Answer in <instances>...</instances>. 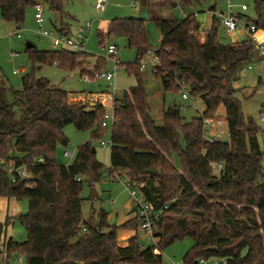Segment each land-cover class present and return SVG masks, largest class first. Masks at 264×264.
<instances>
[{
	"label": "trees",
	"instance_id": "1",
	"mask_svg": "<svg viewBox=\"0 0 264 264\" xmlns=\"http://www.w3.org/2000/svg\"><path fill=\"white\" fill-rule=\"evenodd\" d=\"M66 1L0 0V18L20 29L27 8L41 4L61 19ZM192 1L200 0H178V6L188 8ZM263 7L264 0L254 3L256 29H264ZM152 21L161 37L152 74L160 80L163 94L186 89L204 105L201 116L188 122L176 107L173 113L171 109L163 113L161 125L145 122L149 108L139 76V60L151 50L145 20L113 19L104 32H98V39L101 43L104 35L124 37L127 47L136 51L135 62L125 65V70L135 75L137 84L112 100L109 174H123L157 209L168 206L157 222V243L143 249L135 235L120 247L117 230H135L136 221L109 225L104 211L95 223L82 219L83 185L93 187L103 170L90 142L77 148L70 164L55 161L57 144L67 145L64 127L89 130L91 139H97L107 129L101 126L106 112L100 102L93 106L70 102L65 91L35 74L43 65H56L91 78L104 70V60L96 58V66L88 71L83 67L90 54L25 46L31 66L21 78L20 89L0 83V197L27 200V213L14 218L27 237L20 243L5 242L9 218L0 224V264L15 254L23 255L25 264H162L163 248L186 237L194 244L183 264L210 257H224L227 264H264L261 130L243 116L234 87L242 70L254 61L255 44L250 38L235 45L221 44L216 19L202 32L203 41L193 14L179 22ZM59 32L68 34V26L60 22ZM221 106L228 141L206 144L203 119L213 118ZM171 156L178 160V168ZM9 163L24 165L30 178L13 182L3 170ZM215 166H221L217 176ZM147 170L158 174L149 175Z\"/></svg>",
	"mask_w": 264,
	"mask_h": 264
},
{
	"label": "rangeland",
	"instance_id": "2",
	"mask_svg": "<svg viewBox=\"0 0 264 264\" xmlns=\"http://www.w3.org/2000/svg\"><path fill=\"white\" fill-rule=\"evenodd\" d=\"M256 1L200 0L199 3L193 1L190 7L182 9L166 6V2L178 3V0H106L105 9L100 13L94 7L95 0H68L63 5L64 16L61 19L43 5L42 17L44 22L41 29L52 32L55 36L60 35V22L68 26L71 37L77 31L83 30L87 23L92 25L91 29L84 33L86 38L84 51L92 57L84 61L83 68L93 70L96 66L95 59L101 58L104 60V70L100 73L96 72L90 78L87 75L81 76L78 71L66 72L56 65H43L36 72L35 77L47 79L52 86L65 91L70 102L80 101L88 103L90 106L100 102L104 105L106 114H111L113 98L120 99L125 91L137 84L135 75L128 74L125 70V65L135 62L136 51L128 48L126 39L120 36L104 35L100 43L98 32L104 31L107 23L113 19L137 18L145 20L149 47L152 50L159 46L161 39L160 32L154 25L152 17H170L172 15L176 20L181 21L184 17L194 13L201 28H204L207 24L210 26V11L214 8L215 14H226L230 10L233 15L241 17L243 24H250L257 19L254 8ZM242 6L246 7L245 11L240 10ZM35 12V7L27 8L24 23L20 29L16 28L13 23L5 22L0 18V83L14 89H20L21 78L29 71L31 66L25 52L27 43L33 45L37 50L64 49L60 45L54 46L49 39L39 34V26L34 19ZM257 34H264V29L258 28ZM217 36L221 44H231L230 36L225 33L221 26H218ZM252 37H254V34ZM198 38L203 41L201 34L198 35ZM110 45L116 49L114 56L107 53V47ZM257 45L264 46V41H257ZM254 55V61L250 64L251 69L247 70L246 68L240 73L239 80L234 83V87L238 89L236 96L240 102L243 116L253 119L261 130L258 135V143L263 153L262 166H264V124L260 121L261 116L264 115V67L258 62L256 49H254ZM148 58L149 56L146 55L145 60ZM115 62L117 65H115ZM14 71H17V73H14ZM106 73L113 74L112 81L108 82L101 76ZM96 74H100V76L95 78ZM139 76L149 108L147 114L156 125L162 124L163 113L173 107L177 108L180 116L186 122L194 117L201 116L204 111L202 101L198 97L191 98L186 89L175 95H164L160 80L152 74L151 64L147 63L144 69L139 70ZM184 93L187 94L188 100L182 99ZM214 117L216 120H225L222 106L217 110ZM218 130L221 132L222 141L227 142L228 129L226 121ZM62 134L67 140V145L57 144L55 151L57 164H70L74 159L77 148L90 142L91 147L95 150V159L103 166L101 178L93 184V187L89 188L85 183L83 185L81 195L83 198L82 219L95 223L98 220L100 211H104L107 214L108 224L116 227L121 226L130 216L129 212L132 209L133 198L126 184L127 179L123 174H108L110 169V126L97 139H91L89 130L78 131L73 125L64 127ZM101 142L106 145L102 146ZM64 152L70 153L72 157H64ZM170 161L176 168L179 167L175 156H171ZM213 174L218 175L216 168L213 169ZM93 192L96 194L95 197L92 196ZM10 202L9 215L12 213L22 215L27 213V200H12ZM3 213L0 212V221H2ZM9 220L11 224L7 230L8 237L13 242H24L27 236L23 226L14 218H9ZM129 222H133V220ZM131 225L133 226V223ZM120 230L135 231L133 228H121ZM124 234L126 232L119 231L118 238L120 239ZM136 236L141 248L155 246L154 243L148 242L145 235L139 230H137ZM193 244V240L186 237L166 246L161 252L162 264H183V257ZM2 264H25V257L15 254Z\"/></svg>",
	"mask_w": 264,
	"mask_h": 264
},
{
	"label": "built area",
	"instance_id": "3",
	"mask_svg": "<svg viewBox=\"0 0 264 264\" xmlns=\"http://www.w3.org/2000/svg\"><path fill=\"white\" fill-rule=\"evenodd\" d=\"M106 0H95L94 7L98 12H103L105 9ZM36 12L34 15V19L36 24L39 26V34L51 41V43L56 46L60 45L65 50H68L73 53H85V36L84 33L89 31L92 27L90 23H87L83 30L77 31L73 37L70 35L60 34L55 36L52 32H48L46 30H42V24L44 22L42 17L43 7L41 4H37L35 6ZM241 10L245 11L246 7L242 6ZM215 19L218 21L219 25L224 29L225 33L229 36L232 33L242 30L246 36V38L252 39L253 34L256 32V27L254 23L243 24L241 17L233 15L229 10L226 14H215ZM19 37V35H17ZM253 40V39H252ZM256 55L258 62L264 67V46L257 45ZM156 49L149 50L146 55L149 56L147 60H145V56L140 58L139 60V70L145 68L146 64L149 63L152 65V68L158 64V58L156 55ZM107 53L109 55L114 56L116 53V49L114 46L110 45L107 47ZM115 65L117 63L115 62ZM250 70L251 65L246 66L243 70ZM242 70V71H243ZM17 73V71H14ZM100 74H96L94 77H99ZM102 77L105 78L106 81L110 82L113 79V74L106 73L102 74ZM183 100H188L187 94H182ZM112 109V108H111ZM225 120H216L215 117L208 119H203V135L202 141L206 144H214L217 142H223L221 139V132L218 130L224 123ZM260 121L264 124V115L261 116ZM114 122L113 113L105 114L103 116V120L101 123L102 127H109ZM209 130V131H208ZM102 146L106 144L101 142ZM64 157L71 158V154L68 152H64ZM218 170L221 169V166H215ZM9 178L14 182L16 179H29L30 174L26 171V167L24 165L16 166L13 163H9L7 166L3 168ZM109 174V173H108ZM114 174V173H113ZM112 174V175H113ZM110 175V174H109ZM127 187L132 194V205L134 208L135 219L137 222L138 230L142 232L147 238L148 242H152L156 244V232H157V222L163 213V211L168 207L167 205H163L160 208H156L152 203L148 202L143 194L140 192L139 187H136L134 184L129 183L127 181ZM195 264H227V259L224 257H210V258H201L196 261Z\"/></svg>",
	"mask_w": 264,
	"mask_h": 264
},
{
	"label": "crops",
	"instance_id": "4",
	"mask_svg": "<svg viewBox=\"0 0 264 264\" xmlns=\"http://www.w3.org/2000/svg\"><path fill=\"white\" fill-rule=\"evenodd\" d=\"M192 2H191V5H192ZM194 3H196V2H194ZM197 3H199V2H197ZM177 4L178 3H175V2H166V6H171L172 8L179 7ZM240 10H241V8H240ZM241 11H243V10H241ZM210 13H211V15H210L211 16L210 26L207 24L206 26H204V28H201V25H200V29H201V33L200 34L202 35V37H203V33L202 32L209 30L212 27L213 22L215 21V17H214L215 11H214V8L211 9ZM193 15L195 16L194 13H193ZM237 16H239V15H237ZM153 19L176 20L172 15L170 17L169 16H167V17H152V20ZM176 21H178V20H176ZM252 23H254V20L252 21ZM106 27H107V25H106ZM216 28L218 30V27H216ZM105 29H104V31H105ZM104 31H102V32H104ZM238 31H239V33H238ZM238 31H236V32L232 33L231 35H229L230 38H231V44L232 45L238 44V43L246 40V36H245L244 32L242 30H238ZM64 35H69V29H68V34H67V32H64ZM252 39H253V42H254L255 46H257V41L258 42L264 41V34H257V30H256V32L254 33V37H252ZM256 57H257V55H256ZM88 71H91V70H88ZM12 200L13 199L8 200L6 198L0 197V212H4L3 215H2L3 217L1 219L2 221H0V224H4L7 218H15L17 215H19V214H16V213H12L11 215H9V213H8L9 212V209H10V203H11L10 201H12ZM129 215H130L129 218L123 224H125L126 222H129L130 220L136 221L133 205H132L131 211L129 212ZM10 224H11V221L9 220V223H8L6 229H5V242L11 239L7 235V230H8V227L10 226ZM137 230H138V226L137 225H136L135 231H132V230H126L125 231V230L118 229L117 232H116L117 245L120 246V247H125L127 245L128 239L131 238V237H133V236H135ZM119 231L126 232V234H124V235H122V237H120L121 241H119L120 239L118 238V232Z\"/></svg>",
	"mask_w": 264,
	"mask_h": 264
},
{
	"label": "water",
	"instance_id": "5",
	"mask_svg": "<svg viewBox=\"0 0 264 264\" xmlns=\"http://www.w3.org/2000/svg\"><path fill=\"white\" fill-rule=\"evenodd\" d=\"M255 21L256 20H254V23H255ZM26 46H27V48H32L33 47V45H31L30 43H27ZM93 105L94 104H91V106H93ZM170 112L171 113L174 112L173 108L170 110ZM144 118H145V122L151 121V117L148 114H145ZM92 153H94L93 149H92ZM146 173L149 174V175H153V176H156L158 174V172L156 170H147ZM92 196L95 197L96 194L93 192Z\"/></svg>",
	"mask_w": 264,
	"mask_h": 264
}]
</instances>
